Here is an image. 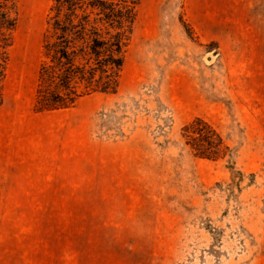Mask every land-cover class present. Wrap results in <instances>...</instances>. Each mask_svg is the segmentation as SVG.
Here are the masks:
<instances>
[{
    "label": "rangeland",
    "instance_id": "obj_1",
    "mask_svg": "<svg viewBox=\"0 0 264 264\" xmlns=\"http://www.w3.org/2000/svg\"><path fill=\"white\" fill-rule=\"evenodd\" d=\"M56 5L5 32L0 264H264V0H139L116 91L65 109Z\"/></svg>",
    "mask_w": 264,
    "mask_h": 264
},
{
    "label": "trees",
    "instance_id": "obj_2",
    "mask_svg": "<svg viewBox=\"0 0 264 264\" xmlns=\"http://www.w3.org/2000/svg\"><path fill=\"white\" fill-rule=\"evenodd\" d=\"M55 2L60 16L54 26L57 41L48 45L52 65H46L42 73L58 68L60 109L85 95L115 92L139 0ZM13 10L14 0H0V79L8 59L5 32L13 30L17 22Z\"/></svg>",
    "mask_w": 264,
    "mask_h": 264
}]
</instances>
